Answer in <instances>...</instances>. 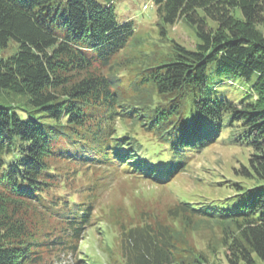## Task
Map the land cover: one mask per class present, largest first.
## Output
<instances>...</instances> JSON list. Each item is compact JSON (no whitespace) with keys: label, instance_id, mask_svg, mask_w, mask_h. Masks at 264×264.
<instances>
[{"label":"trees","instance_id":"1","mask_svg":"<svg viewBox=\"0 0 264 264\" xmlns=\"http://www.w3.org/2000/svg\"><path fill=\"white\" fill-rule=\"evenodd\" d=\"M153 1L159 20L182 19L198 42L173 41L170 58L134 67L122 52L135 25L114 0H0V264H94L81 246L97 196L52 194L64 174L85 164L98 182L115 173L167 186L235 126L250 153L229 196L178 202L165 218L144 204L110 218L123 264H213L183 232L208 221L222 225L230 264H264V0ZM118 70L151 100H119ZM216 77L238 81V96L216 95Z\"/></svg>","mask_w":264,"mask_h":264},{"label":"rangeland","instance_id":"2","mask_svg":"<svg viewBox=\"0 0 264 264\" xmlns=\"http://www.w3.org/2000/svg\"><path fill=\"white\" fill-rule=\"evenodd\" d=\"M114 3L118 20H132L135 25V35L122 52L133 65L136 60L134 67L170 58L173 41L188 48L196 47L198 40L194 28L182 19L173 24H165L159 20L153 0H114ZM146 4L148 7H145ZM16 48V42L11 40L9 45L1 50V55L7 58L15 53ZM118 71L116 76L121 80L119 84H123L118 85L119 100L129 105L137 104V100L144 102L151 100L149 87H139V91H136L137 84L133 79L130 80L128 72ZM228 82L231 80L227 78L219 80L216 77L210 80V84L217 87L214 93L219 97L238 96V85H242L238 81H233L235 84ZM134 92L137 93L136 96H132ZM18 111L24 114L23 111ZM121 123H118L119 127L121 130L125 129ZM236 128L238 127H224L217 135V139L199 151L187 170L176 176L167 186L155 184L151 180L135 175L120 174L113 177L115 174L113 170L109 173L114 174L108 176L106 181L98 182L96 177L102 173L101 170L94 169L93 166L87 167L85 164L76 170L73 169L66 182L67 175L64 174V182L53 187L52 194L60 193L61 196L72 200H81L83 197L85 199L92 193L97 196L94 208L95 221L88 227L82 241L81 257L94 264H123L120 226L113 221L114 217L110 218V211L114 210L116 215L122 214L128 221L144 204V207L150 206L161 213V218H165L169 207L178 202L200 206L207 198H224L233 193L235 182L244 180L239 173L250 153L249 149L233 140ZM140 135L143 138L150 136L145 133ZM92 185H96L97 188L91 189ZM222 230L221 224L208 221L199 222L197 226L183 232L185 240L190 245L204 249L213 264H230L225 255L226 246L222 244ZM180 255L181 253L178 254ZM67 260L71 261L69 257Z\"/></svg>","mask_w":264,"mask_h":264}]
</instances>
